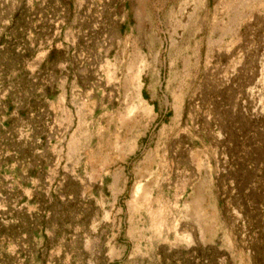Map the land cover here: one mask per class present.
Wrapping results in <instances>:
<instances>
[{"label":"rangeland","instance_id":"obj_1","mask_svg":"<svg viewBox=\"0 0 264 264\" xmlns=\"http://www.w3.org/2000/svg\"><path fill=\"white\" fill-rule=\"evenodd\" d=\"M0 264H264V0H0Z\"/></svg>","mask_w":264,"mask_h":264}]
</instances>
